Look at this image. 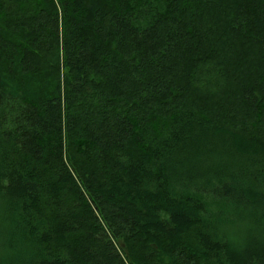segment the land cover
Here are the masks:
<instances>
[{
    "label": "trees",
    "instance_id": "trees-1",
    "mask_svg": "<svg viewBox=\"0 0 264 264\" xmlns=\"http://www.w3.org/2000/svg\"><path fill=\"white\" fill-rule=\"evenodd\" d=\"M0 264H264V0H0Z\"/></svg>",
    "mask_w": 264,
    "mask_h": 264
}]
</instances>
